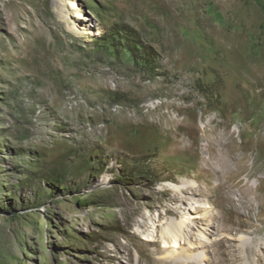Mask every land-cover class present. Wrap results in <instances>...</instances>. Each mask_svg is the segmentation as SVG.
Wrapping results in <instances>:
<instances>
[{"label":"rangeland","instance_id":"obj_1","mask_svg":"<svg viewBox=\"0 0 264 264\" xmlns=\"http://www.w3.org/2000/svg\"><path fill=\"white\" fill-rule=\"evenodd\" d=\"M257 82L264 92V0H0V264L180 251L162 232L217 208L205 197L167 214L171 190L199 184L203 139L225 132L208 130L229 120L237 137L244 109L264 120L244 88ZM177 137L200 139L193 160L168 155ZM210 224L195 231L204 242L222 237ZM133 233L157 242L140 249Z\"/></svg>","mask_w":264,"mask_h":264},{"label":"bare ground","instance_id":"obj_2","mask_svg":"<svg viewBox=\"0 0 264 264\" xmlns=\"http://www.w3.org/2000/svg\"><path fill=\"white\" fill-rule=\"evenodd\" d=\"M69 30L80 34L74 25L69 26ZM256 84L258 82L248 87L245 85V91L250 92L255 99L264 100V92L257 91ZM247 88L250 90H246ZM239 97L240 94L235 104H238L237 107H243V95ZM253 109H244L241 119L243 125L237 132V137L236 132L228 131L229 120L208 130L209 134L216 135L221 127L225 132L223 139H203L206 143L201 154L207 157H199V169L195 176H192L199 184L171 190L169 201L179 207L168 208L167 214L178 215L181 208L193 212L200 210L201 206L194 207L191 203H198L200 198L205 197L209 198L217 212L209 214V211H204L195 218V224L188 222L190 217L185 215L178 223V229L163 231L161 236L165 244L170 240L174 244L183 242L185 246H181L180 251L162 256L158 264H201L207 261L203 249L208 246L213 251V257L208 260V264H264V120H258L255 124L252 121L246 122ZM183 128L191 133L189 126H178V133L184 134ZM199 140L180 137L167 139L168 155L191 161L197 154L196 149H199ZM216 178L219 181L217 184L214 183ZM251 178H256L258 183L250 184ZM149 219L154 221L152 216H149ZM149 219L142 217L138 225L143 229L149 228ZM208 222L211 223L209 233L220 234L222 237L211 242L198 238L196 229ZM125 231H128V228H125ZM241 232L248 236L239 238ZM130 237L137 241L140 249L157 242L153 234L152 238L145 242H141L142 238L138 233H133ZM128 257L130 259L131 255Z\"/></svg>","mask_w":264,"mask_h":264}]
</instances>
